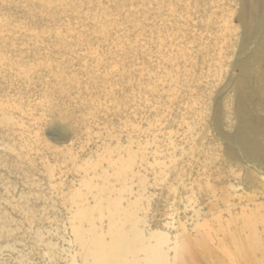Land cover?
<instances>
[{"label":"bare ground","instance_id":"obj_1","mask_svg":"<svg viewBox=\"0 0 264 264\" xmlns=\"http://www.w3.org/2000/svg\"><path fill=\"white\" fill-rule=\"evenodd\" d=\"M207 1L0 0V264H264V0L232 12L235 75L212 113L223 150L200 143L205 102L155 125L159 85L201 70L187 52ZM48 124L72 144L48 142ZM155 186L187 195L189 225L159 229Z\"/></svg>","mask_w":264,"mask_h":264},{"label":"rangeland","instance_id":"obj_2","mask_svg":"<svg viewBox=\"0 0 264 264\" xmlns=\"http://www.w3.org/2000/svg\"><path fill=\"white\" fill-rule=\"evenodd\" d=\"M218 5H221L219 9L217 7ZM237 6H239L238 0L207 1V8L216 12V14L211 16L210 13H208L210 23H208V20L201 21L202 30L195 32V42L190 46L191 49H189L187 52V55L188 53H191L192 55H194V53H198L199 56L203 58L201 70L196 71L192 67L191 72L183 78L182 76H180L175 82H165L163 85H159L156 94L162 96V102H159L160 106H158L155 123L156 126L160 123L164 124V121L169 116V112L170 115L171 112L178 111L180 112V114H182L184 109V105L182 103H186L188 98H192L194 101L197 102V104L205 102L207 111L204 112L203 116L207 115V118L205 122L201 123V126H204L206 134L204 137L205 141L203 142V140H200V143H202V146L206 145V143H217L221 146V149L223 150L224 143L218 136L215 127H213L214 124L212 121V113L214 109L213 107H215L220 101L223 102L224 100H227L231 95V87L228 86L227 80L229 79V77L235 75V71L228 67V64L233 63L237 57V48H234L233 45L236 39V27L239 23L236 18V12L234 13V16L232 15L233 9L237 8ZM62 21L63 26L67 25L68 22H66L65 19H63ZM62 25L60 24L59 26L61 27ZM74 27H77V25L75 24ZM155 27L163 28L164 23H157ZM211 27H213V29H211ZM232 27H234V30H232ZM220 28L224 31L223 38H220L217 41L214 39V36H209V32L211 30L220 33ZM217 33L215 34V37L219 38V35H217ZM223 39L224 41L222 42ZM152 61L154 62V65L157 64L156 58L152 59ZM194 62H192L191 64L193 65ZM172 70L173 72L171 73L174 75L176 69L173 68ZM163 71L164 67L161 66L160 70L158 71L157 77L164 75ZM184 80L187 82H184ZM205 89L207 90V98L204 101L203 93ZM176 106L178 107V111L176 110ZM180 123H182V121L181 118L178 116L177 124H175L172 128V133L173 135L175 134V137L173 139L176 140V146L178 145V150L175 152H178V156H180L179 152L181 151V147L184 146L182 141H180V137L182 140L184 133V118L183 125ZM215 135H217L218 137ZM42 137H44L48 142L58 147H66L72 144L74 134L70 131L66 133L57 132L55 131V129L51 128V124H48L42 130ZM158 140L160 141V145L164 148V145L169 143L170 141L169 134L166 133L165 135H162V137H160ZM179 141L180 143H177ZM173 188L175 190H178V192L180 189H182L181 185L179 184H174ZM160 189V186H155L154 202L157 204V208L153 209L150 213L151 215L158 216L157 224L158 227L161 226L159 227V229L163 231L165 229L166 231H168V233H171L173 231L175 232L173 225H177L176 221L178 219H180L182 222L184 221L183 223L190 222L191 210L185 208V205H187L188 203L187 195L184 194L182 196L179 193L178 198L162 199V196H160ZM163 222H165V224ZM170 223L172 225H170ZM30 258L34 261L36 259V257L33 255H31ZM8 259V255H6V253H2L0 255V261H7ZM37 261L38 260H36L34 263H37Z\"/></svg>","mask_w":264,"mask_h":264}]
</instances>
